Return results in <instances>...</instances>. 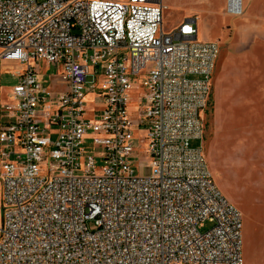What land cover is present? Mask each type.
Returning <instances> with one entry per match:
<instances>
[{"label": "built area", "instance_id": "built-area-1", "mask_svg": "<svg viewBox=\"0 0 264 264\" xmlns=\"http://www.w3.org/2000/svg\"><path fill=\"white\" fill-rule=\"evenodd\" d=\"M227 2L242 15V0ZM164 10L162 0H0V64L18 79L7 109L0 85V264L244 263L241 214L191 147L220 47L199 42L196 17L164 30ZM40 63L56 71L50 88ZM135 88L148 127L138 164ZM89 136L104 150L99 168Z\"/></svg>", "mask_w": 264, "mask_h": 264}, {"label": "rangeland", "instance_id": "rangeland-1", "mask_svg": "<svg viewBox=\"0 0 264 264\" xmlns=\"http://www.w3.org/2000/svg\"><path fill=\"white\" fill-rule=\"evenodd\" d=\"M164 5V30L170 31L187 17H196L199 42L217 43L220 52L211 78V95L203 113V140L191 142L192 148H201L213 181L222 195L241 214L243 264H264V250H258L251 242L255 230H264V43L246 41L252 37L240 35L246 17L252 21L264 18V0H242V15L228 12L227 0H162ZM254 8L251 16L245 15L248 4ZM253 15V16H252ZM41 84L50 88L56 71L50 65L40 63ZM14 64L1 63V105L7 109L13 104V88L18 84L16 76L8 69ZM89 81H92L90 79ZM135 84L142 81L134 78ZM58 83H56L57 85ZM98 90L86 98L90 112L103 103ZM143 89L130 92L131 117L134 128L133 161L145 160L147 145L143 140L147 126L141 122L138 102ZM58 128L49 132L56 140ZM86 156L103 165L102 147L94 146L89 137L85 140ZM135 175L138 170L134 169ZM209 224L203 226L209 228ZM93 229V226L90 225Z\"/></svg>", "mask_w": 264, "mask_h": 264}, {"label": "crops", "instance_id": "crops-1", "mask_svg": "<svg viewBox=\"0 0 264 264\" xmlns=\"http://www.w3.org/2000/svg\"><path fill=\"white\" fill-rule=\"evenodd\" d=\"M253 4H248L245 10L246 16H251L253 11ZM253 16V15H252ZM251 17H246L245 26H243L239 33L240 35H247L252 38L247 39L246 41L251 43H264V18L259 21H252L250 19ZM56 89H59L57 86H55ZM255 237L251 241L256 249L258 250H264V230H255Z\"/></svg>", "mask_w": 264, "mask_h": 264}]
</instances>
